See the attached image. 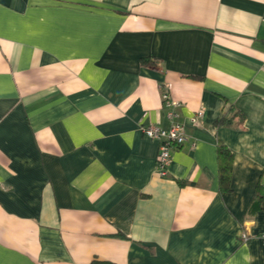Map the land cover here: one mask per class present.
<instances>
[{"label":"crops","instance_id":"0c3cea01","mask_svg":"<svg viewBox=\"0 0 264 264\" xmlns=\"http://www.w3.org/2000/svg\"><path fill=\"white\" fill-rule=\"evenodd\" d=\"M258 184L264 0H0V264H264Z\"/></svg>","mask_w":264,"mask_h":264},{"label":"built area","instance_id":"2783aa9c","mask_svg":"<svg viewBox=\"0 0 264 264\" xmlns=\"http://www.w3.org/2000/svg\"><path fill=\"white\" fill-rule=\"evenodd\" d=\"M162 99L169 107L166 111V115L172 118L175 115L174 107L179 105V101L171 98L168 92H162ZM202 109H198L190 117L192 123H196L199 118L202 117ZM142 133L151 139H155L158 142V150L155 158L154 170L160 176L167 175L168 165L171 161V150L178 147L186 139L184 132V125L179 121H172L168 128H163L157 125H141ZM245 236V234H243ZM264 239V234H262Z\"/></svg>","mask_w":264,"mask_h":264},{"label":"trees","instance_id":"16d2710c","mask_svg":"<svg viewBox=\"0 0 264 264\" xmlns=\"http://www.w3.org/2000/svg\"><path fill=\"white\" fill-rule=\"evenodd\" d=\"M156 57H142L143 64L155 65ZM219 120H216V122ZM232 154L230 150L224 146H218V163H219V183L222 188L226 187L229 179V170L231 167ZM264 207V186L258 184L247 206L248 209Z\"/></svg>","mask_w":264,"mask_h":264}]
</instances>
